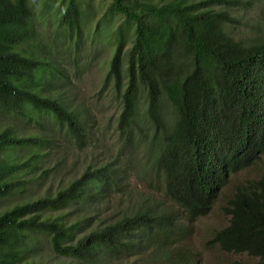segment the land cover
Returning a JSON list of instances; mask_svg holds the SVG:
<instances>
[{
  "label": "trees",
  "instance_id": "1",
  "mask_svg": "<svg viewBox=\"0 0 264 264\" xmlns=\"http://www.w3.org/2000/svg\"><path fill=\"white\" fill-rule=\"evenodd\" d=\"M237 3L41 0L55 37L75 54L86 38L112 48L102 89L119 103L116 153L52 190L45 183L62 167L59 141L86 143L90 109L59 89L68 79L35 37L29 0H0V264H35L43 245L68 264H199L180 243L182 219L208 213L231 175L264 156V23L260 36L236 37ZM141 144L137 164L167 201L128 199L106 214L108 192L122 194ZM222 210L228 223L211 242L264 264V170L237 184Z\"/></svg>",
  "mask_w": 264,
  "mask_h": 264
},
{
  "label": "rangeland",
  "instance_id": "2",
  "mask_svg": "<svg viewBox=\"0 0 264 264\" xmlns=\"http://www.w3.org/2000/svg\"><path fill=\"white\" fill-rule=\"evenodd\" d=\"M108 0H94L95 4L104 3ZM33 6L35 37L40 45H44L50 54L54 56L62 69L63 76L68 79L59 89L65 90L66 95L73 99L75 107L85 111L90 109L88 119L92 124V133L88 135L86 143L81 147L67 144L59 141L58 148L62 150L64 156L62 167L54 176H49L45 183L52 190L58 188L69 179L77 175L84 163L94 160L101 163L103 158H109L111 153H116L118 148L115 141V134L112 132L115 125V117L119 110L118 100L113 97L110 88L102 89V83L107 69V60L111 55L110 46H99V43H91L89 38L84 39L83 45L74 53V49L68 47V44L55 37V23L48 16L46 17L40 11L41 0H29ZM99 7V6H98ZM101 11V10H100ZM99 11V12H100ZM231 15L237 19L234 28L229 30L236 37L254 38L262 34L261 24L264 23V0H239L236 6L229 9ZM92 29V26H91ZM84 30V33H90L92 30ZM83 33V35H84ZM87 37V36H86ZM105 38L102 39V42ZM77 61L74 64L73 59ZM18 122V121H17ZM18 129L27 132L39 131L33 124L23 127L21 122L17 123ZM145 151L143 144L139 145L136 154L132 153L133 165H137L135 171H129L126 185L121 193L115 191L108 192L107 212L110 214L117 204L121 206L139 201L142 197H154L163 201V193L146 181L147 169H143L138 158ZM124 152V151H123ZM121 152L116 165L118 171L125 170L126 161L124 156L127 153ZM130 157L128 154L127 158ZM126 158V159H127ZM128 164V163H127ZM264 170V156L261 157L252 166L239 170L231 175L229 183L219 191L218 197L211 209L203 216L196 219H182L185 222L180 243L189 247L197 254L199 264H256V259L246 254L227 253L211 242V235L228 223V216L224 214L222 207L226 199L234 190L237 184L245 183L247 180L257 179ZM53 177V178H52ZM44 185V186H45ZM45 186V187H46ZM34 189L38 190L39 188ZM126 190V191H123ZM35 264H68L69 258L55 254L47 246L39 247V251L32 256ZM123 262L121 264H128ZM106 262V259L101 260Z\"/></svg>",
  "mask_w": 264,
  "mask_h": 264
}]
</instances>
